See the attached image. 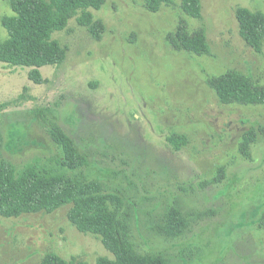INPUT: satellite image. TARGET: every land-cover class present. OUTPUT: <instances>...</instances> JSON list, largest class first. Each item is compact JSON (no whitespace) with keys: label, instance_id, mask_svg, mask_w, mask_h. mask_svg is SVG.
<instances>
[{"label":"rangeland","instance_id":"rangeland-1","mask_svg":"<svg viewBox=\"0 0 264 264\" xmlns=\"http://www.w3.org/2000/svg\"><path fill=\"white\" fill-rule=\"evenodd\" d=\"M201 6L192 18L179 0L157 12L141 0H107L90 9L105 28L99 40L72 17L52 34L66 59L40 67L41 84L28 79L29 67L0 62L1 152L18 168L58 156L48 134L56 123L88 156L70 175L123 198L138 251L161 253L166 264H264V132L249 157L239 151L246 129L264 127V105L221 103L207 83L227 70L264 83V40L255 52L235 17L238 7L264 12V0ZM11 13L9 0H0V41L7 37L1 17ZM180 18L205 31L209 54L171 47L167 34ZM172 133L186 136L179 149L167 140ZM170 208L188 220L177 237L159 232ZM67 209L0 216V264H39L49 252L87 264L112 258L99 237L68 220Z\"/></svg>","mask_w":264,"mask_h":264},{"label":"trees","instance_id":"trees-1","mask_svg":"<svg viewBox=\"0 0 264 264\" xmlns=\"http://www.w3.org/2000/svg\"><path fill=\"white\" fill-rule=\"evenodd\" d=\"M107 0H9L12 13L1 17L7 37L0 41V62L10 66L29 67L27 76L32 82L44 81L39 68L57 65L66 59V49L52 37L55 31L66 28L70 18L87 28L96 40L104 32L103 22L94 19L90 9H99ZM150 12L162 6H171L175 0H141ZM182 12L192 18L202 14L201 0H179ZM239 34L244 42L259 53L264 40V12L238 7L235 10ZM174 50H184L196 55L210 53L207 36L202 28L190 29L180 18L173 31L167 34ZM207 83L221 103L264 105V83L227 70L208 77ZM264 132V127L246 129L239 143V151L249 157L250 147ZM48 134L59 149V155L41 160L35 158L17 167L3 158L0 131V216L18 217L38 212L50 213L68 205L67 218L81 232L100 238L112 258L99 256L96 264H166L161 253L141 252L133 244L130 224L121 215L123 198L113 190H107L96 179L77 178L70 172L88 165V156L77 151L71 137L56 123H51ZM167 140L175 149L186 142V136L172 133ZM223 169H218L220 181ZM213 212V211H211ZM188 220L180 211L170 208L165 213L159 232L168 237L185 233ZM39 264H87L76 258L65 259L55 252L47 253Z\"/></svg>","mask_w":264,"mask_h":264}]
</instances>
